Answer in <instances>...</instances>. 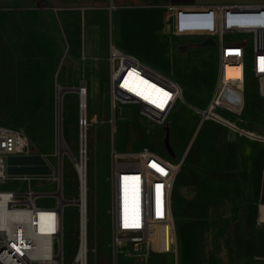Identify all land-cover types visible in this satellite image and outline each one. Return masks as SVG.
Returning <instances> with one entry per match:
<instances>
[{
	"label": "crops",
	"instance_id": "crops-1",
	"mask_svg": "<svg viewBox=\"0 0 264 264\" xmlns=\"http://www.w3.org/2000/svg\"><path fill=\"white\" fill-rule=\"evenodd\" d=\"M45 1L47 7L38 9L34 0H0L2 93L27 95L31 90L35 91L37 86H43L44 82L45 86L50 85L52 71L44 79L36 78L38 48H43L45 58L52 59L54 54L55 57L60 56L57 46H68L70 34L76 35V40H83L85 27L94 24L95 13H104L106 19L108 15L111 17V36L105 45L107 59L111 47L121 51L114 37V18L118 13L134 15L133 19L148 31L155 32L158 29L161 35L169 38L168 53L176 54L181 47H187L176 46L171 34L173 6L194 8L264 4V0ZM26 55L29 56V64L31 56L33 57L34 77L30 73L26 76L20 73L19 64L22 59H27ZM4 71L9 72V78H5ZM21 76L24 77L23 81ZM81 77L83 80L79 86L83 83L87 90L89 83L84 80V75ZM136 81L137 79L132 81V84ZM191 81H183L186 83L184 86L194 90L188 86H195L196 83L197 87L201 78L197 74H191ZM184 88H181L183 100ZM213 91L214 86L208 92L207 100L199 103L206 104L201 110L206 108ZM231 96L232 104H238L239 96L235 93ZM243 96L240 116L220 109L215 111L225 122L213 119L202 121L199 114L201 110L194 111L185 106L195 115V124L185 132L180 125L171 123L181 101L162 126L143 117L155 133L150 143L139 144V150L147 149L163 159L180 164L170 197L175 252L159 254L141 247V250L149 254L147 264H264V77L249 76L243 85ZM196 124L201 128L205 126L201 135L196 130ZM114 125L115 117L112 119V147ZM166 130L170 147L175 154L174 160L164 151L163 138ZM133 141L138 143L137 135L133 137ZM40 142H44L43 139Z\"/></svg>",
	"mask_w": 264,
	"mask_h": 264
},
{
	"label": "rangeland",
	"instance_id": "rangeland-1",
	"mask_svg": "<svg viewBox=\"0 0 264 264\" xmlns=\"http://www.w3.org/2000/svg\"><path fill=\"white\" fill-rule=\"evenodd\" d=\"M129 13H118L114 18L115 34L120 52L134 56L141 63L185 87L191 74H197L201 82L184 88V100L178 104L171 123L189 130L194 121L193 111L206 104L211 87L218 76V49L200 47L202 38H178L171 31L176 46L187 48L176 54L168 53L169 38L147 30ZM93 25H87L83 40L70 34L68 46H57L60 56L45 58L43 48H38L36 78L44 79L51 71L50 85L37 86L27 95L2 93L0 89V125L19 130L28 138L25 153L10 162L7 181L0 191L24 194L31 190L39 196L35 202L39 208L57 207L60 214V229L54 241L53 264H73L79 242V180L75 170L78 163L79 128L83 119L79 116L78 94L66 92L61 99V125L58 122V98L61 91L79 89L85 76L88 85L87 117V168H88V264H113L110 234V152L112 148V119L115 117L113 146L117 152H132L153 139V127L139 117L134 107L111 104L109 92L110 64L106 59V43L111 36V17L104 13L94 14ZM246 39V63L251 67L250 36H233ZM50 52V51H49ZM54 53V52H50ZM27 54V53H26ZM25 55V54H23ZM183 56V57H182ZM189 57V58H185ZM20 62L21 75H33V57ZM60 60V62L58 61ZM4 66H7L5 64ZM9 66V65H8ZM31 68V70L29 69ZM53 68L54 71L52 70ZM70 69V70H68ZM5 78L9 72L4 71ZM247 69L246 79L251 76ZM27 78V77H26ZM24 77L21 76L23 81ZM137 82V81H136ZM185 83V84H184ZM85 87V86H84ZM251 89V86H250ZM223 99H227L224 95ZM199 105V107H197ZM139 117V119H138ZM137 119V121H136ZM170 121V119H169ZM197 126V124H196ZM196 127L200 135L204 127ZM200 130V131H199ZM60 133V135H59ZM137 135L138 143L133 141ZM165 138V137H164ZM163 138V143H164ZM43 139L44 142H40ZM165 151V150H164ZM176 159V158H174ZM124 190V189H123ZM121 191L122 205L128 201L127 192ZM149 254L135 251L126 242L118 250L117 264H147ZM159 259L164 257L157 256ZM77 264V263H76Z\"/></svg>",
	"mask_w": 264,
	"mask_h": 264
},
{
	"label": "built area",
	"instance_id": "built-area-1",
	"mask_svg": "<svg viewBox=\"0 0 264 264\" xmlns=\"http://www.w3.org/2000/svg\"><path fill=\"white\" fill-rule=\"evenodd\" d=\"M171 23L175 37L211 39L218 49L216 85L206 108L199 112L202 121L225 122L215 114L218 109L240 116L247 69L252 76L264 77V4L173 6ZM233 36H250L251 67L245 61L248 40L232 39ZM108 61L111 104L134 107L139 116L164 125L182 101L179 84L114 47L109 50ZM135 79L137 82L132 84ZM232 93L239 96L236 105L231 102ZM84 125L82 120L80 139ZM27 148L24 133L0 125V188L8 179L9 159L23 155ZM179 168L180 164L147 149L121 153L111 148L109 217L113 264H117L118 250L126 242L135 251L144 247L159 254L175 252L170 197ZM123 189L128 195L125 205L121 201ZM38 198L31 190L24 194L0 191V264H53L60 214L55 206L37 207ZM126 223L138 226L125 227Z\"/></svg>",
	"mask_w": 264,
	"mask_h": 264
},
{
	"label": "bare ground",
	"instance_id": "bare-ground-1",
	"mask_svg": "<svg viewBox=\"0 0 264 264\" xmlns=\"http://www.w3.org/2000/svg\"><path fill=\"white\" fill-rule=\"evenodd\" d=\"M78 92L79 116L85 121L81 127L82 137L80 139L79 128V154L78 163L75 164V170L79 180V242L75 255L77 264H88V168H87V117H88V90L85 87ZM55 250V249H54ZM56 251V250H55ZM55 259V258H54ZM54 261V260H53ZM54 263V262H53Z\"/></svg>",
	"mask_w": 264,
	"mask_h": 264
},
{
	"label": "water",
	"instance_id": "water-1",
	"mask_svg": "<svg viewBox=\"0 0 264 264\" xmlns=\"http://www.w3.org/2000/svg\"><path fill=\"white\" fill-rule=\"evenodd\" d=\"M200 47H214V42L211 40V39H205L203 40L201 43H200ZM186 48L184 47H181V50L184 51ZM80 86H84L83 83L80 84ZM76 92L78 93L79 90L76 88L75 90H69V91H61L59 93V98H58V122H59V131H60V125H61V99H62V96L64 93L66 92ZM165 138H164V143H163V146H164V150L166 151L168 157L172 160H174L175 158V154L174 152L172 151L171 147H170V144H169V140H168V133H167V130L165 131ZM60 135V133H59ZM76 205H80V201L78 200L76 202ZM73 264H76V261L74 260Z\"/></svg>",
	"mask_w": 264,
	"mask_h": 264
},
{
	"label": "trees",
	"instance_id": "trees-1",
	"mask_svg": "<svg viewBox=\"0 0 264 264\" xmlns=\"http://www.w3.org/2000/svg\"><path fill=\"white\" fill-rule=\"evenodd\" d=\"M34 1H35L36 6H37L38 9H45L47 7V4H46L45 0H34ZM14 159H17V158L14 157V158L9 159L8 166H9L10 162L12 160H14Z\"/></svg>",
	"mask_w": 264,
	"mask_h": 264
},
{
	"label": "snow or ice",
	"instance_id": "snow-or-ice-1",
	"mask_svg": "<svg viewBox=\"0 0 264 264\" xmlns=\"http://www.w3.org/2000/svg\"><path fill=\"white\" fill-rule=\"evenodd\" d=\"M262 63H264V62H262ZM262 70H264V68H262ZM165 95H167V94H165ZM129 226H138V224L137 225H128L127 223L125 224V227H129Z\"/></svg>",
	"mask_w": 264,
	"mask_h": 264
}]
</instances>
